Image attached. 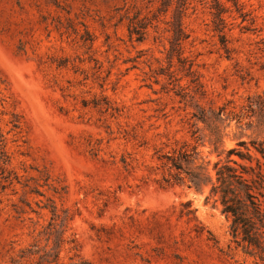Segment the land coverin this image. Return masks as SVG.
<instances>
[{
	"label": "rangeland",
	"instance_id": "374dc122",
	"mask_svg": "<svg viewBox=\"0 0 264 264\" xmlns=\"http://www.w3.org/2000/svg\"><path fill=\"white\" fill-rule=\"evenodd\" d=\"M176 18L174 0H0V264H253L162 157L196 147L213 177L264 136V0H187L178 45Z\"/></svg>",
	"mask_w": 264,
	"mask_h": 264
},
{
	"label": "trees",
	"instance_id": "16d2710c",
	"mask_svg": "<svg viewBox=\"0 0 264 264\" xmlns=\"http://www.w3.org/2000/svg\"><path fill=\"white\" fill-rule=\"evenodd\" d=\"M174 2L177 18L172 27L174 42L178 45L180 40L186 38L182 32L181 18L186 10L187 0H174ZM233 4L234 7H238L237 2ZM211 8L214 9L213 30L218 33L221 44H224L222 33L225 26H223L222 14L226 11L215 4ZM132 33H135L134 26L129 28V34ZM248 110L251 116L257 115L260 118L259 124L264 127V94L249 101ZM222 113L223 109H219L212 115L214 123L220 121ZM196 119L204 122L207 118L201 112ZM196 134L197 130H194L192 136ZM195 138L199 141L197 136ZM162 158L166 161L169 172L173 173L169 175V179H163L166 186L187 184L189 188L199 189L202 185L208 184L205 202L211 200L212 206L218 208L228 221L230 242L244 255L252 258L253 264H264V136L250 140L248 143L238 142L237 148L228 150L224 161L213 164V177L208 175L202 165L191 169L197 159L196 147L192 148L190 153L178 152ZM180 205L183 207V210H180V217L184 216L187 223L197 222L194 210L189 209L190 203ZM190 230L195 232V237H200L203 228L199 227L198 223H194ZM207 233L206 240L214 241L212 235Z\"/></svg>",
	"mask_w": 264,
	"mask_h": 264
}]
</instances>
